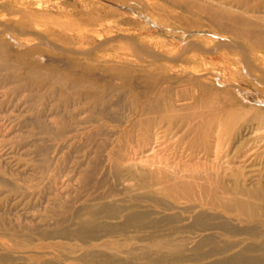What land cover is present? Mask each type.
<instances>
[{"label": "rangeland", "instance_id": "rangeland-1", "mask_svg": "<svg viewBox=\"0 0 264 264\" xmlns=\"http://www.w3.org/2000/svg\"><path fill=\"white\" fill-rule=\"evenodd\" d=\"M3 1L0 264H89L84 257L96 250L118 254L132 264H165L140 253L127 255L147 245L137 238L146 231L128 224L132 206L149 211L153 219L171 218L156 232L187 242L184 260L172 264H209L223 258L220 253L210 255L212 245L206 244L194 261L197 238L213 230L189 227L192 214L171 207L187 205L184 198L145 194L124 165L116 175L113 162L116 154L127 155L129 163L174 173L186 168L217 171L216 162L226 161L227 152L239 159L235 154L242 149L213 129L208 143L196 145L188 128L203 115L191 114L210 112L197 103L207 93L218 110L236 107L244 116L254 106L264 111V49L222 32L196 7L174 0H7L1 6ZM257 4L264 22V0L250 5ZM23 10L30 18L22 16ZM30 50L34 52L27 55ZM31 68H40L36 76ZM142 106L159 111H142ZM251 134L250 143L257 144L252 150H263L264 128ZM98 195L105 196L92 199ZM102 200L117 208L116 216L101 218L114 231L110 236L97 232L76 237L71 230L82 218L76 210ZM38 228L69 230L45 238ZM216 233L221 242L231 240L222 229ZM132 237L136 239L125 243ZM151 251L164 252L158 246Z\"/></svg>", "mask_w": 264, "mask_h": 264}, {"label": "bare ground", "instance_id": "bare-ground-1", "mask_svg": "<svg viewBox=\"0 0 264 264\" xmlns=\"http://www.w3.org/2000/svg\"><path fill=\"white\" fill-rule=\"evenodd\" d=\"M6 1L4 0L1 6H4L7 3ZM174 1L184 3L188 7H196L200 13L204 14L212 22L215 28L222 32H228L246 39L256 48L264 49V27H262L264 22L258 17V4L257 6L250 5L252 0H235L234 4L222 2L211 3L209 1L201 2L199 0ZM21 14L27 19L30 18L27 10L21 11ZM52 32L54 33V31ZM37 35L39 36V34ZM128 40L130 41V39ZM226 45L228 44L225 43ZM0 49L4 51L6 49L3 41H0ZM230 50L232 49L230 48ZM33 52L30 50L26 54L28 55ZM33 61L32 59L28 60L31 64ZM39 69L31 68L28 71L31 73L35 71L33 74L36 76ZM82 80H87V77L85 78L83 76ZM90 92H93V89ZM229 95L231 96V93ZM212 98L213 95L207 93L197 100L199 105L208 106L210 112H194L191 114L194 118L203 115L199 122L188 128L189 132L194 134L195 141L193 140V142L196 145L203 144L204 142L208 143L206 137L212 133L213 129V131L220 132L222 138H225L227 143H232L233 147L242 149L241 152L235 154L239 159L233 160L229 157L230 152H227L223 155L225 157L228 156L226 161L223 159L222 162H216L218 166L217 171L206 169L201 172L197 169L188 170L189 168H186L173 173L160 167L149 168L146 164H142V162L140 166H137L135 162H128L127 155L123 157L116 154L115 161L113 162V166L115 167L114 173L119 175L124 165L127 168V172L142 187L145 194L155 195L158 198L164 196L178 201L184 198L187 205L174 204L170 206L179 209L178 212L184 210L192 214L189 227L202 231L213 230L197 238L194 244V255L192 257L194 261L200 259L201 248L206 244H211L212 250L209 254L214 255L220 253L223 254V258L215 259L209 264H264V149L261 151L252 150L257 144L250 143L252 140L251 133H255L257 129L264 128V111L254 106L256 109L248 116H244L245 112L236 107L228 106L218 110L213 106ZM149 108L150 110H148L147 106H142L141 110L159 111L158 107L150 106ZM188 117L186 116L185 118ZM144 140L142 138L141 142L143 143ZM249 144L251 146L247 147ZM112 159L114 160V158ZM238 162L240 164H237ZM159 194L160 196H158ZM104 196L98 195L92 199L102 198ZM131 208L128 224H131V226L139 231H146L144 236H137V238L145 241L147 245L139 252L137 249L128 250L127 255L129 257L140 253L148 260L154 262L160 261L165 264H172L175 260H184L185 245L187 242H184L183 239L173 240V236L170 233L160 234L156 232L161 229L163 224L170 222L171 218L163 217L153 219L150 217L151 213L149 211L134 210V206ZM116 211L117 208L114 204L103 200L89 202L83 206H79L75 214L82 217L79 222L80 225L77 229L71 231L80 239L84 238V234H87V238L93 237V234L97 232H105L106 236H110L114 229L102 221L101 218L116 216ZM64 220L67 219H60V221ZM68 228L61 230L38 228L37 232L45 238L59 237L64 236V233H68L65 232V230H69ZM219 229L226 231L231 237V240L221 242L216 233ZM16 231L18 235L21 234L19 229ZM134 238L136 239V237L129 238L125 243L133 241ZM101 245L104 247L107 246L104 242ZM152 246H158L164 252L153 255L151 251ZM84 260L89 264H127L128 262L132 264V260H123L118 254L111 255L98 250L89 252L84 257ZM42 264L55 263L52 261H43Z\"/></svg>", "mask_w": 264, "mask_h": 264}]
</instances>
